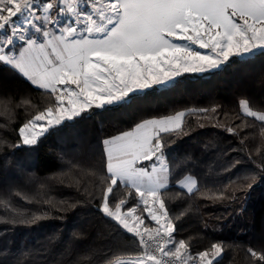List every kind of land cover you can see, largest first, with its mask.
<instances>
[{"label": "trees", "instance_id": "trees-1", "mask_svg": "<svg viewBox=\"0 0 264 264\" xmlns=\"http://www.w3.org/2000/svg\"><path fill=\"white\" fill-rule=\"evenodd\" d=\"M242 99L264 113V52L94 107L37 145L14 148L19 127L54 97L0 63V264H114L149 255L140 238L99 211L110 184L103 141L178 112L183 130L162 134L171 247L183 240L182 251L195 258L219 243L224 252L216 264H257L248 248L264 252V122L244 114ZM187 177L195 181L191 193L180 186ZM121 200V212L155 225L135 188L116 187L110 209ZM138 221L131 226L139 232Z\"/></svg>", "mask_w": 264, "mask_h": 264}, {"label": "snow or ice", "instance_id": "snow-or-ice-1", "mask_svg": "<svg viewBox=\"0 0 264 264\" xmlns=\"http://www.w3.org/2000/svg\"><path fill=\"white\" fill-rule=\"evenodd\" d=\"M65 3L66 0H0V62L54 97L51 106L19 127L21 143L14 148L33 147L63 122L94 107L119 102L137 90L173 81L181 71L215 70L234 57L264 52V0H105L103 5L101 0H86V6L99 16L100 22L80 12L75 6L77 0H72L67 13L75 22L61 23ZM54 10L56 16L52 15ZM192 45L208 52L194 50ZM249 103L248 99L239 101L244 114L264 122V113L252 111ZM183 116L180 112L145 119L132 132L112 138L118 143L103 141L105 146L110 145L104 148L110 184L102 193L99 211L127 232L139 235L142 244L143 235L134 230L127 217L121 218L120 208L125 201L116 205L114 213L109 198L116 187L135 186L147 175V192L137 187V193L141 198H153V204L158 203L164 211L163 217L149 213L163 229V233L157 229L153 239L167 237L166 243H172L175 229L161 199L169 172L163 160L162 134L182 131ZM227 131L236 134L231 127ZM141 161H152L153 173L156 161H160V173L153 175L143 166L138 167ZM192 191L188 187V192ZM161 219L167 221L166 225L161 224ZM173 246L175 252L159 244L157 250L164 256L179 257L180 250L186 247L183 240ZM211 249V259L208 251L198 253L201 264H216L224 252L219 243H213ZM248 253L257 264L264 262V252L249 247ZM147 259L162 264L154 254Z\"/></svg>", "mask_w": 264, "mask_h": 264}, {"label": "rangeland", "instance_id": "rangeland-1", "mask_svg": "<svg viewBox=\"0 0 264 264\" xmlns=\"http://www.w3.org/2000/svg\"><path fill=\"white\" fill-rule=\"evenodd\" d=\"M48 2H53V0H48ZM72 3V0H66V3H65V5H64V7H65V14L63 15V16H61L60 17V22L61 23H74L75 22V18L71 15V14H68L67 13V7L69 6V4H71ZM105 3V0H101V5H103ZM76 7H77V9L80 11V12H82V13H87L88 15H93V18L94 19H96L98 22H100L99 21V16L97 15V14H94L93 12H92V10H91V8L90 7H87L86 6V0H77V3H76V5H75ZM6 14V13H5ZM52 15L53 16H56L57 15V10H54L53 12H52ZM81 19H83L84 20V23L85 24H87V20L85 19V17L84 16H81L80 17ZM15 19V18H14ZM53 31H55V29H53ZM30 35H33V36H36L38 39H42V36L40 35V34H36V33H34V32H31V33H29ZM58 34V33H57ZM194 50H199V51H201L202 53H207L208 52V50H204V49H198L197 48V46H195V45H192L191 46ZM0 63H2V62H0ZM209 71H212V70H205V71H198V72H183V71H181V74H183V73H195V74H203V73H205V72H209ZM173 81H169V82H167V83H165V84H162V85H154L155 87H157V88H162V87H166V86H168L169 84H171ZM154 86H152V87H150V88H147V89H144V90H137V91H135V92H133V93H139V92H143V91H145V90H148V89H151V88H153ZM71 87H73V88H75V86H71ZM131 94V93H130ZM127 98V97H126ZM126 98H124V99H126ZM123 99V100H124ZM122 101V100H121ZM121 101H119V102H121ZM116 103H118V102H116ZM178 113H180V112H178ZM258 113V112H257ZM177 114V113H176ZM176 114H174V115H171V116H175ZM166 117H168V116H166ZM162 118H164V117H162ZM153 119H161V118H153ZM182 119H183V117H182ZM136 128V127H135ZM134 128V129H135ZM134 129H132V130H130V131H127V132H132ZM122 133H124V132H122ZM122 133H120V134H117V135H115L114 137H118V136H121L122 135ZM112 138L113 137H111V138H109L108 140L111 142V143H118L119 141H113L112 140ZM105 147H110V145L109 146H105L104 145V148ZM163 160H164V163L167 165V167H168V164H167V162H166V160H165V158H164V155H163ZM152 161H141L137 166L138 167H140V166H143L145 169H146V171L148 172V173H153V168H152ZM156 165H157V167H156V172L155 173H153V175H156V174H159L160 173V161H156ZM166 176H167V179L165 180V183L167 184V182H168V177H169V172L166 174ZM193 179L192 178H190V177H187V178H185V179H183L181 182H180V186L181 187H183V188H185L186 190H188V187H192V188H195V184H193ZM130 186H132L133 188H135L136 190H137V187H139L141 190H143V191H145V192H147V189L149 188V186H150V184H149V180H148V177H147V175H145L144 177H143V179L142 180H138L137 182H136V185L135 186H133V185H130ZM141 198V197H140ZM142 199V201L144 202L145 200H147L148 201V204L150 205V206H152V208L153 209H159V204L157 203V204H153V198H151V197H148L147 195H145L143 198H141ZM149 205H147V207L148 208H150V206ZM111 210V209H110ZM111 211H113L114 213L116 212V209L115 210H111ZM120 214H121V218H124L125 216L127 217V215H129L130 216V218L132 219V220H135V221H138L137 220V218H138V216L137 215H133L132 214V212H127L126 213V215H124L125 213H123V212H121L120 211ZM128 219V218H127ZM129 220V219H128ZM135 226H137V228H139V232L140 233H142V234H144V235H150V234H148V232H146V230H145V228H146V226H143L142 224H141V221L139 222V223H136V224H134V227ZM160 231L163 233V229H160ZM153 232H157V230H155V231H153ZM176 246H178V245H176ZM172 252H175V247H173L172 249H170ZM212 255V254H211ZM211 255H209V259H210V256ZM147 254L145 253L143 256H141V257H138V258H127V259H124V260H119V261H117L116 263H114V264H141V262H143V264H155V261H149L148 259H147ZM179 257H183V259L185 260V263L186 264H201V262H200V259H199V255H197L195 258L194 257H191V256H189V255H187V254H185L183 251H182V249L180 250V254H179ZM205 264H206V262H205Z\"/></svg>", "mask_w": 264, "mask_h": 264}, {"label": "built area", "instance_id": "built-area-1", "mask_svg": "<svg viewBox=\"0 0 264 264\" xmlns=\"http://www.w3.org/2000/svg\"><path fill=\"white\" fill-rule=\"evenodd\" d=\"M140 233V232H139ZM162 233V232H161ZM142 234V233H141ZM143 235V246L145 248V251L150 255L154 254L158 260L162 262V264H186L183 257H177V256H164L162 252L157 250V245H164L167 241V237L156 238L153 239V237H156V233L153 235ZM138 238L141 239L139 235H136Z\"/></svg>", "mask_w": 264, "mask_h": 264}, {"label": "crops", "instance_id": "crops-1", "mask_svg": "<svg viewBox=\"0 0 264 264\" xmlns=\"http://www.w3.org/2000/svg\"><path fill=\"white\" fill-rule=\"evenodd\" d=\"M140 204H142V205L145 207V211H146V213H151V215H157V216L163 217L164 214L162 213L160 207H159V209L157 210V209H153L152 206H150L149 204H147V205L150 206V208H148L147 205H145V203L142 201L141 198H140ZM124 215H126V214H124ZM151 215H150V216H151ZM125 217H126V216H125ZM127 218L129 219L128 221H129L130 225H132V222H134L135 220H132V219L130 218L129 215H127ZM138 222H140V221H138ZM153 222L155 223L154 226L146 227V228H145V230H146V232H148V234L152 233L153 231H155V230H157V229H161V228H160V225L157 224L156 221L153 220ZM166 223H167L166 220L161 219V224H165V225H166ZM133 225H134V224H133ZM139 228H140V227H139ZM147 230H150V231H147ZM171 246H172L171 244H168V243H167V245H166L165 247H167L168 249H172L173 247H171Z\"/></svg>", "mask_w": 264, "mask_h": 264}]
</instances>
